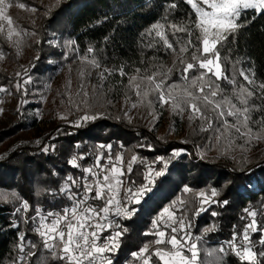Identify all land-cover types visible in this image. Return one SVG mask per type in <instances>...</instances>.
<instances>
[{"label": "snow or ice", "instance_id": "snow-or-ice-1", "mask_svg": "<svg viewBox=\"0 0 264 264\" xmlns=\"http://www.w3.org/2000/svg\"><path fill=\"white\" fill-rule=\"evenodd\" d=\"M62 2L65 0H56L55 6ZM67 2L70 4L71 0ZM184 2L190 5L195 19L190 13L186 20L169 23L157 21L146 29V34L152 38L147 47L162 44L174 57L172 66L151 63L143 68L133 69L134 74L127 77L128 83L124 85L121 81L124 103L129 105L130 109L146 108L151 117V124H155L165 110L174 118L182 120L186 116L191 135L206 139L209 142L205 145L206 148L225 142L226 147L221 155H226L236 147L247 152L253 143L264 141V114H261L259 119L254 118L255 114L264 113V82L257 84L254 72L250 76L241 68L238 74L243 77L247 86L238 85L235 74L231 77L227 74L226 61L229 57H222L221 53L229 38L245 27L243 21L248 19L250 12L253 13V18L255 14L264 15V0ZM16 6L34 14L38 11L36 7L23 2H18ZM10 7L11 0H0V34H5L6 40L17 48L19 55L23 36L29 33L14 25V21L7 14ZM177 7L176 3H171L165 11L171 12ZM51 11V7H48L44 13L45 17L50 16ZM164 19L167 20V16ZM36 43L40 41L37 40ZM49 43L56 46L53 41ZM64 47L65 60L69 58L70 52L78 51L74 40L66 41ZM95 53L96 50L90 46L87 53L78 57L79 66L76 72L79 86L75 94L65 92L69 97L66 102L70 106L69 111L75 109L84 113L69 122L76 129L86 130L93 122L108 115L106 112L93 111L94 103L98 97L104 96L105 106L112 105L113 100L106 98L104 85L117 73L121 77L126 76V64H122L118 69L105 67ZM3 58L4 54L0 52V59ZM35 59L39 60V56ZM73 64H76V60H73ZM35 68L36 65L32 64L31 69H25L26 78L22 83L18 81L15 85L17 92L28 91L26 86L34 82L28 73ZM68 68L71 72L73 65H68ZM174 73L179 75L180 80L170 82ZM16 76L20 77L21 73L17 72ZM93 79L97 83L92 84ZM222 81L231 85V91L222 85ZM70 86L69 79L66 89ZM3 92L11 95L8 88L0 86V93ZM257 100L260 102L257 103ZM27 103L26 99H22L17 111ZM2 111L3 108H0V112ZM59 118L68 120L67 115L63 114H60ZM123 118L131 123L129 111H124ZM116 119L120 120L121 117L117 116ZM213 141L214 144L211 143ZM189 142L188 139L181 141ZM36 143L39 144L40 141ZM145 146L149 150L153 148L151 144L137 145ZM197 148H200V145H197ZM55 149L56 145L51 144L44 145L41 151L48 153ZM101 149H106L108 153L103 164L102 155H97L94 165L86 168L80 164L85 158L83 155H73L68 160L69 165L80 168L83 173L80 177L69 174L59 189V193L66 195L71 202L69 207L60 212L47 213L37 207L35 215L25 220V223L30 220L34 225L33 231L40 237L43 249L47 250L54 260L62 261L63 264H119V253L129 233L124 222L134 221L142 208L155 197L159 187L168 182L169 165L186 153L183 148L173 149L169 156H157L151 162L133 154L125 163L122 152L116 153L113 158L112 144H99L97 150ZM197 156L200 160L206 159V151H199ZM243 162L247 163L246 157ZM158 164L161 165L159 168ZM134 165H141L143 172L135 171ZM133 174L136 179L132 178ZM141 176L142 182L139 180ZM182 192L190 194L192 199L178 196L157 213L152 219L151 227L142 233L143 236H153L154 239L139 247L137 251H132L131 259L125 260L124 264H223L224 257L229 254L234 255L239 264H264V251L255 250L257 244L264 247V223L258 222L260 213L257 210L244 209L251 222L245 225L242 234L235 231L234 225L230 240L223 242L219 248L208 249L204 246L205 237L208 233L216 231L217 225L214 223L204 228L200 235H194L193 217L209 211L212 204L224 208L230 201L222 198V191L215 187L210 191H195L184 185ZM56 194L52 193L53 196ZM11 197L14 200L21 199L15 192ZM0 200L7 202L8 196L0 194ZM197 202L199 207L190 217L188 206ZM100 204H103V207ZM29 208V202L23 200L13 214L22 211L27 213ZM211 215L217 217L220 213L212 211ZM254 233L260 235L256 243H253L252 239ZM17 239L20 243L16 247L22 255L14 264H20V261L28 264L29 258L36 256L38 245L23 243V233H20ZM37 264H45V258L41 256Z\"/></svg>", "mask_w": 264, "mask_h": 264}, {"label": "trees", "instance_id": "trees-1", "mask_svg": "<svg viewBox=\"0 0 264 264\" xmlns=\"http://www.w3.org/2000/svg\"><path fill=\"white\" fill-rule=\"evenodd\" d=\"M171 3H176L178 7L166 13L165 9ZM190 13L195 19V13L184 0H71L70 4L65 0L44 19L43 35L47 37L50 35L47 34L49 27L59 25L56 30L61 36L74 40L75 46L81 51L91 46L103 63L114 64L117 69L126 64L127 77L134 74L133 69L143 68L146 64L166 66L171 63L172 54L162 44L147 47L152 38L146 34V29L157 21L169 23L186 20ZM165 16L167 20L164 19ZM243 23L245 27L229 38L221 53L222 57H229L226 61L227 74L229 77L235 74V78L239 79L238 68L245 64L254 72L257 82H264V15L255 14L253 18V13L250 12ZM169 39H172L171 35ZM42 48L38 50L39 60L35 63L38 72L50 67L48 59L58 58L52 46ZM142 61L145 63H141ZM237 61L240 63H236ZM179 80L176 73L170 78V82ZM116 117L117 115L108 114L93 122L86 130L65 124L58 132L50 133L48 140L38 147H22L11 157L2 160L0 171L5 174L0 176L3 178L0 180L1 186L16 188L20 197L29 202L30 208L27 213L22 211L14 215L15 209L12 205L0 202V264L20 256L21 253L16 247L20 243L17 239L20 233L25 235L23 243L38 245L35 250L37 254L29 258V264H37L41 256L45 258V264H63L62 261L54 260L43 249L41 239L32 229L33 224L30 220L25 223V220L34 215L37 207L43 212H60L70 206L71 202L66 195L59 193V189L69 174L80 177L83 173L80 168L69 165L68 160L73 155H83L85 158L80 164L86 168L94 164L97 155H102L101 162L104 163L108 153L106 149L98 151L99 144H112L113 158L116 153L122 152L125 163L133 154L151 162L157 156H169L173 149L186 150L181 158L169 165L168 182L159 187L155 197L142 208L134 221L124 222L129 233L119 253V264L131 259L129 253L137 251L154 239L153 236H143L142 233L151 227L152 218L163 207L178 196L191 200L189 194L182 192L184 185L205 191L215 187L222 191V198L230 201L224 208L212 204L209 211L193 217L194 235H200L204 228L214 223L217 225L216 231L206 235L204 246H217L223 240H230L234 225L235 231L242 234L243 227L250 220L244 212L245 208L257 210L260 213L258 222L264 223V151L250 156L236 153L232 157L213 155L200 160L195 141L181 143L164 138L157 139L145 127L122 119L117 120ZM53 135L55 137L50 140ZM47 142L56 145L55 151H41ZM140 144H151L153 148L149 150L146 146L137 147ZM245 157L247 163L243 162ZM160 166L158 164L157 168ZM133 167L135 171L144 170L141 165ZM132 178L137 177L133 174ZM142 179V176L139 177L140 182ZM53 192L57 194L53 196ZM188 207L189 216L192 217L196 206L190 204ZM212 211H217L220 215L213 217ZM252 239L256 243L260 235L254 233ZM255 250L264 251V247L257 244ZM223 264H239V261L229 254L224 257Z\"/></svg>", "mask_w": 264, "mask_h": 264}, {"label": "rangeland", "instance_id": "rangeland-1", "mask_svg": "<svg viewBox=\"0 0 264 264\" xmlns=\"http://www.w3.org/2000/svg\"><path fill=\"white\" fill-rule=\"evenodd\" d=\"M18 2L34 6L38 11L34 14L27 10H21L16 6ZM11 3L12 7L8 9L7 14L14 21V25L26 30L29 34L23 36V44L19 50V55H17V48L8 43L5 34H0V52L4 54V58L0 59V86L8 88L11 92V95L8 92L0 93V101H2L0 102V108H3V111L0 112V166L3 162L2 160L11 157L20 148L26 146L38 147L42 142L48 140V137L51 135L50 133L58 132L65 124L73 126L69 122L76 120L80 115L84 114L82 111H76L75 109H72L71 112L69 111L70 106L66 103L69 97L65 95V92L68 91L72 94L76 93L79 86L76 72V68L79 66L78 57L87 53V50L81 51L75 46L78 51L75 53L70 52L69 58L65 60L63 58V52L66 50L64 45L69 39L61 36L59 31L56 30L57 27L59 28V25L49 27V33L47 34L50 35L47 37H44L45 34L43 35L45 31L43 21L46 18L44 13L47 11L48 7H51L52 11L55 9L56 0H11ZM4 23L6 25V22ZM33 32L36 33V35H31ZM37 40L40 41L41 45H39L40 43H36ZM49 41H53L56 46L50 44ZM47 45L52 46V49L58 54V58L48 59V61H52V63H50V67L44 68L47 72L43 69L38 72L36 68L34 71H29L28 74L33 77L34 82L26 86L28 89L26 93L23 90L17 92L15 85L18 81L22 83L23 79L26 78L24 76L25 69H31L32 64H35L37 61L35 58L40 54L38 50H42V47H46ZM97 58L100 59L98 56ZM173 59L174 57L172 55V61ZM73 60H76V64H73ZM172 61L166 66L171 67ZM101 62L105 67L116 68L114 64H106L103 63L102 60ZM68 65H73V70L71 72L69 71ZM241 68L251 76L252 71L247 65H240L238 73ZM17 72L21 73L20 77L16 76ZM127 77H121L118 73L111 77L104 85V90L106 98L112 99L113 104L105 106V97H98L94 103L93 111L114 114L115 116H120L121 119L126 122H128V120L123 118L124 111H129L131 116L130 124L145 127L157 138L162 137L170 141H183L185 139L195 141L196 146L200 145V148H197V153L199 151H206V157L213 155H217L218 157H232L234 153H236V155L242 154L244 156H250L264 151V141H261L259 143H253L250 146V150L247 152L236 147L230 150L226 155H221L220 153L226 147L225 142H221L219 146L206 148L205 145L209 143L206 139L191 135V127L186 116L182 120L178 117L174 118L167 110L163 111L160 119L155 124H151V117L148 115V110L146 108L130 109L129 105L124 103V97L122 95L124 89L121 87V81L126 85L128 83ZM69 79L71 80V86L66 89ZM236 81L238 85L245 84V86H247L241 76H239V79H236ZM91 83L95 84L97 81L93 79ZM221 83L228 91H231V85L223 81ZM256 83L259 84L257 81ZM45 85H50V87L46 88ZM134 98L133 95V99ZM22 99H26L28 103L24 104L18 112L17 108ZM62 101L65 102L62 103ZM21 113L23 114L22 116ZM60 114L67 115L68 120L65 121L60 119ZM254 118L259 119L260 115L257 113ZM54 137L55 135H53L50 140ZM37 141H40V143L37 144ZM211 143L214 144V141ZM237 143H243V141H237ZM45 145H51V143L47 142ZM101 164L103 163L101 162ZM3 173V171H0V176L3 175ZM2 179L3 178H0V180ZM5 180H7V178H5ZM195 191H200V189ZM13 192L20 197L16 188L10 186L3 187L0 184V194L8 196L7 202L2 200H0V202L10 204L15 209L20 207L23 199L21 197L20 200L12 199L11 194ZM189 197L192 199L190 194ZM194 205L196 208L199 207L198 202L194 203ZM100 206L103 207V204H100ZM250 222L251 218L246 224ZM107 234L110 233H105V235ZM225 241L228 240L221 241L217 246L205 247L208 249L219 248ZM21 255L22 254H20V256ZM17 259L18 257H16L15 260H9L5 264H14V261ZM20 264H24V262L20 261Z\"/></svg>", "mask_w": 264, "mask_h": 264}]
</instances>
